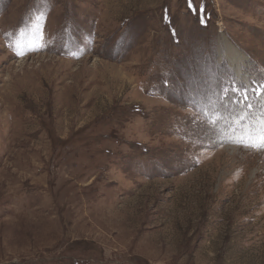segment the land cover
Returning a JSON list of instances; mask_svg holds the SVG:
<instances>
[{
	"label": "rangeland",
	"instance_id": "obj_1",
	"mask_svg": "<svg viewBox=\"0 0 264 264\" xmlns=\"http://www.w3.org/2000/svg\"><path fill=\"white\" fill-rule=\"evenodd\" d=\"M240 86L264 0H0V264H264Z\"/></svg>",
	"mask_w": 264,
	"mask_h": 264
},
{
	"label": "snow or ice",
	"instance_id": "obj_2",
	"mask_svg": "<svg viewBox=\"0 0 264 264\" xmlns=\"http://www.w3.org/2000/svg\"><path fill=\"white\" fill-rule=\"evenodd\" d=\"M190 6H191V3H190ZM37 27L40 30L41 37H42L43 35L42 27L40 25H38ZM173 34H175L174 30H173ZM18 54L22 55L23 53L20 52ZM229 92L233 94L231 99H228ZM262 94H264V87H261L259 89H248L243 86L229 87V88L222 90V95L220 99H221V102L225 105V107L239 105L245 108L246 110H251V108L253 107V104L251 103L252 97L255 96L259 98L261 97ZM262 111H264V107H262ZM212 123H215V121H212ZM259 141H260L259 146L264 147V130L261 131V134L259 136ZM247 146L257 147L256 144H249Z\"/></svg>",
	"mask_w": 264,
	"mask_h": 264
}]
</instances>
